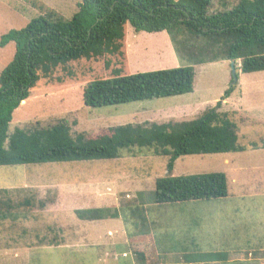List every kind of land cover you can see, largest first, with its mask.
I'll use <instances>...</instances> for the list:
<instances>
[{
	"label": "rangeland",
	"instance_id": "rangeland-1",
	"mask_svg": "<svg viewBox=\"0 0 264 264\" xmlns=\"http://www.w3.org/2000/svg\"><path fill=\"white\" fill-rule=\"evenodd\" d=\"M80 1L0 0V39L49 11L69 20ZM239 1L213 0L209 13L231 9ZM122 44L123 65H118L120 59L115 55L107 58L109 66H105V59L80 60L39 80L30 97L13 112L8 133L16 127H46L62 119L75 136L107 132L111 127L126 124L185 122L200 118L221 102L220 109L227 111L235 123L240 145L247 147L264 140V71L241 74L236 70L235 88L222 101L231 83L228 61L194 65L191 93L101 108L84 106L83 88L91 81L188 65L176 54L166 31L136 32L126 24ZM13 53V42L0 47V71L11 61ZM234 66L239 67V62ZM246 151L240 155H186L175 161L171 172L167 170L168 157L137 147L121 150L116 159L0 167V189L11 192L9 198L14 204L25 198H31L33 203L30 208L15 209L18 218L0 221V264H137L126 239L142 238L143 224L151 221L142 214L154 205L155 179L208 173H222L226 177L229 207L239 202L240 211L236 214L240 226L247 236H252L246 238L245 246L250 245L247 242L255 243L254 257L263 259L264 149ZM242 192L255 196L236 198ZM138 193L144 194L146 207L137 199ZM101 207L117 208L120 217L85 221L74 214L76 209ZM171 219L169 229L153 230L160 244H174L178 236V218ZM227 226L229 223L224 222V228ZM204 250L205 254L198 258L213 259L217 254ZM168 256L159 259L155 253L149 263L185 262L180 255L171 256L174 261Z\"/></svg>",
	"mask_w": 264,
	"mask_h": 264
},
{
	"label": "trees",
	"instance_id": "trees-1",
	"mask_svg": "<svg viewBox=\"0 0 264 264\" xmlns=\"http://www.w3.org/2000/svg\"><path fill=\"white\" fill-rule=\"evenodd\" d=\"M212 1L81 0L69 20L49 11L25 27L2 35L0 47L13 42L14 53L0 71V167L116 159L121 150L137 147L168 157L167 170L171 172L175 161L186 155L264 149V140L247 147L238 143L235 123L227 111L220 109L221 102L200 118L185 122L126 124L107 132L75 136L62 119L46 127H16L8 133L13 112L43 77L80 60L105 59V66H109L107 58L111 55L120 59L118 65H123L126 24L136 32L166 31L176 54L188 65L91 81L82 92V102L88 108L191 93L193 66L198 64L234 61L239 62L235 70L241 74L264 71V0H240L231 9L209 13ZM236 76L238 80L237 71ZM234 88L230 85L221 100ZM10 194L8 189H0V221L18 218L15 209L33 206L31 198L14 204ZM226 194L222 173L166 176L155 179L152 203L165 206L220 199ZM137 199L147 206L143 193H138ZM74 214L85 221L120 217L115 207L76 209ZM127 238L137 264H152L150 243L143 238Z\"/></svg>",
	"mask_w": 264,
	"mask_h": 264
},
{
	"label": "crops",
	"instance_id": "crops-1",
	"mask_svg": "<svg viewBox=\"0 0 264 264\" xmlns=\"http://www.w3.org/2000/svg\"><path fill=\"white\" fill-rule=\"evenodd\" d=\"M246 152L233 154L240 155ZM236 196V198L244 199L255 195L251 192L249 194L242 192ZM228 200L229 190L227 188L226 196L220 199L190 200L165 205L167 207L158 205L147 207L142 216L145 219L151 218V221L148 224H143L142 238L150 243L151 257L155 253L159 259L169 255L170 261H174L171 256L177 254L182 256L184 261H189L190 264H231V262L264 264V255L262 256L263 259L254 257L253 245L255 243L247 242L250 245L245 246L246 238L247 240L252 239V236H247L245 230L240 226L239 215L236 214L240 211L238 210L239 202L236 201L232 207H229ZM211 216L212 220L210 219ZM171 217L174 220L178 218V236L174 239V244L169 245V243L165 244L164 242L160 244L159 241L161 240L156 238L157 234L153 230L160 227L169 229L172 222ZM182 222L184 223L182 224ZM224 222L229 223V226L224 228ZM108 233L111 231L108 230ZM166 239L167 237L164 238V240ZM127 241L128 239H126ZM157 243L161 245L158 250ZM204 249L217 254L213 255V259L198 258V256L205 254L203 253L205 252ZM230 250L231 252L228 253ZM158 261L163 263L161 260Z\"/></svg>",
	"mask_w": 264,
	"mask_h": 264
},
{
	"label": "water",
	"instance_id": "water-1",
	"mask_svg": "<svg viewBox=\"0 0 264 264\" xmlns=\"http://www.w3.org/2000/svg\"><path fill=\"white\" fill-rule=\"evenodd\" d=\"M230 73H231V83L230 85H233L236 83L237 81V76H236V70H235V66H234V61H230Z\"/></svg>",
	"mask_w": 264,
	"mask_h": 264
}]
</instances>
